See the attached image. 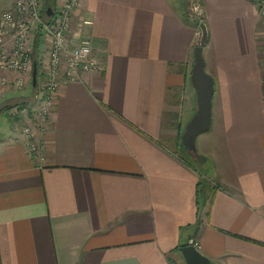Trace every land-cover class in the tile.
<instances>
[{"label": "crops", "instance_id": "obj_1", "mask_svg": "<svg viewBox=\"0 0 264 264\" xmlns=\"http://www.w3.org/2000/svg\"><path fill=\"white\" fill-rule=\"evenodd\" d=\"M195 2L81 1L74 26L93 21L106 71L61 84L34 128L42 161L16 117L0 137V264H181L190 240L215 264H264V3ZM190 9L215 81L212 126L191 153L201 167L182 144L197 112ZM14 90L0 84V115L23 102Z\"/></svg>", "mask_w": 264, "mask_h": 264}, {"label": "built area", "instance_id": "obj_2", "mask_svg": "<svg viewBox=\"0 0 264 264\" xmlns=\"http://www.w3.org/2000/svg\"><path fill=\"white\" fill-rule=\"evenodd\" d=\"M81 1L58 0L49 18L41 13L45 0H12L10 8L0 12V68L17 73L13 80L0 78L2 86L22 89L32 81L33 33L39 31L47 40V58L42 62L46 77L40 84L38 104L11 109L22 124L29 152L39 161L44 159V153L34 128L47 122L61 84L78 81L86 72L103 74L106 71L86 32L93 21L83 18L78 27L74 26L75 11Z\"/></svg>", "mask_w": 264, "mask_h": 264}, {"label": "water", "instance_id": "obj_3", "mask_svg": "<svg viewBox=\"0 0 264 264\" xmlns=\"http://www.w3.org/2000/svg\"><path fill=\"white\" fill-rule=\"evenodd\" d=\"M264 3V0H260ZM201 7L199 2H195L194 8ZM49 15L53 13L51 8L47 9ZM200 41L194 50L195 62L191 74V82L197 93V112L188 122L185 132L182 135V144L189 153H197L198 137L209 131L212 126V106L215 89V81L212 75L205 69V59L203 49L209 40L207 24L202 21L199 24ZM38 83V69L34 63L32 84L35 87ZM181 253L186 264H215L205 256L195 245L193 240L181 247Z\"/></svg>", "mask_w": 264, "mask_h": 264}, {"label": "rangeland", "instance_id": "obj_4", "mask_svg": "<svg viewBox=\"0 0 264 264\" xmlns=\"http://www.w3.org/2000/svg\"><path fill=\"white\" fill-rule=\"evenodd\" d=\"M7 0H0V12L4 9H8L10 8L7 3H6ZM46 1V0H45ZM57 2L58 0H56V5H57ZM192 4V3H190ZM193 6V5H192ZM191 10V15L195 18V21H201L202 19L200 17H198L199 15H196L195 12L193 11V9H190ZM262 18L264 19V13H262ZM199 30V29H198ZM39 32V31H38ZM39 37H41V35H39ZM200 37V36H199ZM200 39V38H199ZM42 42H44L43 44H46L47 43V40L46 39H41ZM200 41V40H199ZM199 43V42H198ZM46 49V47H45ZM261 52L264 54V46L263 48L261 49ZM264 60V59H263ZM39 62V61H38ZM40 73H39V76H38V86L37 88L35 89V92L33 93V90H34V86L32 84V81L29 82V84L22 88V89H17V90H14L12 92V95H11V98L12 99H15L17 100L18 102L20 101H24L25 99H30L32 96L33 98L30 100V102L28 103V105L30 103H33L34 105L32 106H36L39 102V99H40V91H41V86L40 84H42L44 81H45V77H46V70L44 68V63H40ZM37 90V91H36ZM34 94V95H33ZM37 96H36V95ZM15 108H20V105H17L15 106ZM15 116L14 114L12 113L11 110H4L1 115H0V137L4 135V132H6V130L8 128H10V125L12 124V122H14V119ZM16 120H19V118H16ZM17 127H20V129L22 128V124L21 122H17ZM194 157L195 159L198 161V166L201 167L203 165V161L201 159H199V157H197L196 154H194ZM202 163V164H201ZM202 189H203V192H206L207 191V187H206V181L204 180L202 183ZM181 264H186L185 262H181Z\"/></svg>", "mask_w": 264, "mask_h": 264}, {"label": "trees", "instance_id": "obj_5", "mask_svg": "<svg viewBox=\"0 0 264 264\" xmlns=\"http://www.w3.org/2000/svg\"><path fill=\"white\" fill-rule=\"evenodd\" d=\"M55 7H56V0H46L45 3H44L43 9H42V11H41L42 16L45 17V18H49L50 15L48 14L47 9H48V8H51L52 10H54ZM188 20H189L191 23H193L195 26H197V27L199 26L200 22H202V20H201V21H194V22H193V21L190 20L189 18H188ZM38 41H39V39H38ZM38 41L34 43V51H33V59H35L36 61H37V57H36V54H35V53H37V50H38ZM36 64H37L38 76H39V73H40V70H39V68H40V64H39L38 61L36 62ZM38 83H39V81H38ZM38 83H37V85L34 87V90H33L34 92H35V89H36L37 86H38ZM36 91H37V90H36ZM33 95H34V94H33ZM35 95H36V94H35ZM36 96H37V95H36ZM32 97H33V96H32ZM32 97H31L29 100H25V101L20 102V103H17V104H12V105H10L9 107H7V109H8V110H11L12 108H14V107L17 106V105H20V106L26 105V104H28V103L30 102V100L32 99ZM183 149H184L183 152H184V154H185L186 161H191L192 158H193V156H194V154L189 153L184 147H183ZM185 244H187V243H184V244L180 245L177 249H180V247L183 246V245H185Z\"/></svg>", "mask_w": 264, "mask_h": 264}]
</instances>
